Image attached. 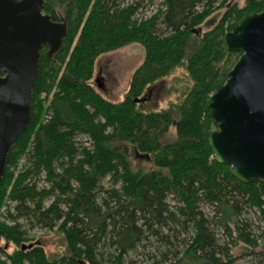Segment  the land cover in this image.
I'll use <instances>...</instances> for the list:
<instances>
[{
    "label": "trees",
    "instance_id": "16d2710c",
    "mask_svg": "<svg viewBox=\"0 0 264 264\" xmlns=\"http://www.w3.org/2000/svg\"><path fill=\"white\" fill-rule=\"evenodd\" d=\"M241 1L160 0L144 16L143 0H43L68 30L56 54L40 50L30 121L6 155L0 264H137L131 254L145 264H264V232L244 216L264 221V183L237 180L207 142L209 98L241 54L220 38L264 10V0ZM131 43L144 58L113 102L92 83L95 61ZM177 68L187 77L175 102H134ZM34 227L59 233L63 252L49 256L28 235Z\"/></svg>",
    "mask_w": 264,
    "mask_h": 264
},
{
    "label": "water",
    "instance_id": "95a60500",
    "mask_svg": "<svg viewBox=\"0 0 264 264\" xmlns=\"http://www.w3.org/2000/svg\"><path fill=\"white\" fill-rule=\"evenodd\" d=\"M42 9L43 0H0V179L9 148L30 121L40 50L56 54L68 30L64 19L53 21ZM220 44L241 54L209 98L214 129L207 142L214 160L228 165L237 180L264 183V10L245 17ZM149 97L150 92L134 102Z\"/></svg>",
    "mask_w": 264,
    "mask_h": 264
},
{
    "label": "rangeland",
    "instance_id": "374dc122",
    "mask_svg": "<svg viewBox=\"0 0 264 264\" xmlns=\"http://www.w3.org/2000/svg\"><path fill=\"white\" fill-rule=\"evenodd\" d=\"M160 0H143V8L141 15L147 16L153 9L156 8L157 3ZM242 1L239 0V4ZM220 12L215 13L208 23L203 24L201 31H206L210 26L218 20ZM144 58L143 47L138 43H131L125 45L114 51L100 55L95 61L94 74L92 83L98 92L106 99L117 102L120 101L130 82V78L134 70L142 63ZM99 77L102 80L104 86L103 89H98L95 79ZM187 77L184 69L177 68L169 76L162 79L155 86L150 87L151 95L149 99L140 104L143 110H159L167 107L171 102H175L178 95L181 94L185 85L184 80ZM134 159L140 162L141 166H147L143 162V158H139L136 155ZM137 160L135 163H137ZM205 211L211 215L212 208L206 207ZM248 218L252 229L256 235L261 231L264 232V221H259L256 215L248 212L244 215ZM217 237L220 241H225V237L222 235L220 229L216 230ZM28 235L31 236L35 242L40 243L49 256L57 255L63 252V241L59 233L56 231H46L39 228H31L28 230ZM260 241V247L262 239ZM1 243H3L1 241ZM263 245V244H262ZM6 250L11 252L13 245L6 244ZM263 247V246H262ZM243 248L236 247L232 251L235 256L239 255V251ZM142 251V248L138 249V253ZM246 250H243L245 252ZM248 251V250H247ZM131 259L137 260V264H145L143 258L140 255L131 254ZM249 257L239 256L236 258L235 264H247Z\"/></svg>",
    "mask_w": 264,
    "mask_h": 264
},
{
    "label": "flooded vegetation",
    "instance_id": "af4514ba",
    "mask_svg": "<svg viewBox=\"0 0 264 264\" xmlns=\"http://www.w3.org/2000/svg\"><path fill=\"white\" fill-rule=\"evenodd\" d=\"M96 80H97V82L95 84H96L97 88L98 89H103L104 86L102 84V80H100L99 77ZM149 92H150V95H151V91H149Z\"/></svg>",
    "mask_w": 264,
    "mask_h": 264
}]
</instances>
